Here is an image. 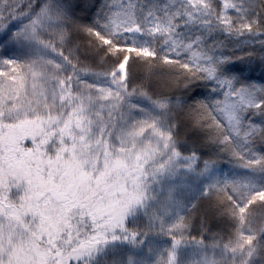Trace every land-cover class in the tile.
<instances>
[{
    "label": "snow or ice",
    "instance_id": "snow-or-ice-1",
    "mask_svg": "<svg viewBox=\"0 0 264 264\" xmlns=\"http://www.w3.org/2000/svg\"><path fill=\"white\" fill-rule=\"evenodd\" d=\"M0 264H264V0H0Z\"/></svg>",
    "mask_w": 264,
    "mask_h": 264
},
{
    "label": "trees",
    "instance_id": "trees-1",
    "mask_svg": "<svg viewBox=\"0 0 264 264\" xmlns=\"http://www.w3.org/2000/svg\"><path fill=\"white\" fill-rule=\"evenodd\" d=\"M259 76H260V74H259V72H257V73L255 74V77H256L257 80H259Z\"/></svg>",
    "mask_w": 264,
    "mask_h": 264
}]
</instances>
